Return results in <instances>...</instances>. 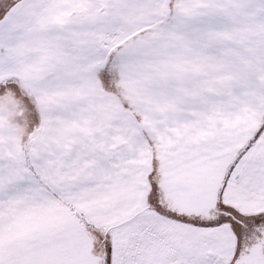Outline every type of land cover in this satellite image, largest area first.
Masks as SVG:
<instances>
[{
	"label": "snow or ice",
	"instance_id": "1",
	"mask_svg": "<svg viewBox=\"0 0 264 264\" xmlns=\"http://www.w3.org/2000/svg\"><path fill=\"white\" fill-rule=\"evenodd\" d=\"M0 264H264V0H0Z\"/></svg>",
	"mask_w": 264,
	"mask_h": 264
}]
</instances>
